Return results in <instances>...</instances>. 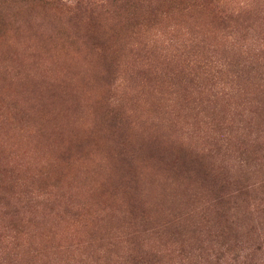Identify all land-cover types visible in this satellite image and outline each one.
<instances>
[{
  "label": "rangeland",
  "instance_id": "374dc122",
  "mask_svg": "<svg viewBox=\"0 0 264 264\" xmlns=\"http://www.w3.org/2000/svg\"><path fill=\"white\" fill-rule=\"evenodd\" d=\"M0 264H264V0H0Z\"/></svg>",
  "mask_w": 264,
  "mask_h": 264
}]
</instances>
